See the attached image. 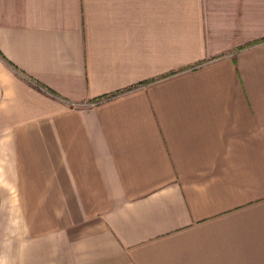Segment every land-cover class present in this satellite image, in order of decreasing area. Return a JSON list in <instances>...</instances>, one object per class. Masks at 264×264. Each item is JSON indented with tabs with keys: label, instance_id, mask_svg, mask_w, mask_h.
Segmentation results:
<instances>
[{
	"label": "crops",
	"instance_id": "1",
	"mask_svg": "<svg viewBox=\"0 0 264 264\" xmlns=\"http://www.w3.org/2000/svg\"><path fill=\"white\" fill-rule=\"evenodd\" d=\"M0 264H264V0H0Z\"/></svg>",
	"mask_w": 264,
	"mask_h": 264
}]
</instances>
